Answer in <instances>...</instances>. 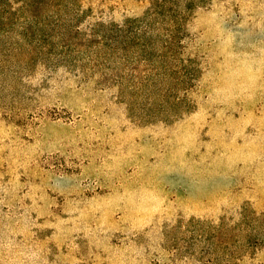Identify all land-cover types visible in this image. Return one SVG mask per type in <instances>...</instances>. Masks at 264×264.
I'll use <instances>...</instances> for the list:
<instances>
[{"label": "rangeland", "instance_id": "374dc122", "mask_svg": "<svg viewBox=\"0 0 264 264\" xmlns=\"http://www.w3.org/2000/svg\"><path fill=\"white\" fill-rule=\"evenodd\" d=\"M0 264H264V0H0Z\"/></svg>", "mask_w": 264, "mask_h": 264}]
</instances>
